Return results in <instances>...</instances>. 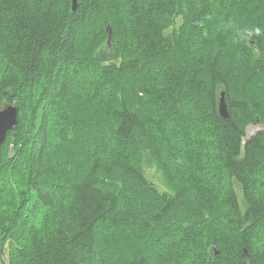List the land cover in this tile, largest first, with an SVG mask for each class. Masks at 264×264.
I'll use <instances>...</instances> for the list:
<instances>
[{
	"label": "trees",
	"instance_id": "trees-1",
	"mask_svg": "<svg viewBox=\"0 0 264 264\" xmlns=\"http://www.w3.org/2000/svg\"><path fill=\"white\" fill-rule=\"evenodd\" d=\"M5 104L0 264H264V0H0Z\"/></svg>",
	"mask_w": 264,
	"mask_h": 264
},
{
	"label": "water",
	"instance_id": "water-1",
	"mask_svg": "<svg viewBox=\"0 0 264 264\" xmlns=\"http://www.w3.org/2000/svg\"><path fill=\"white\" fill-rule=\"evenodd\" d=\"M72 9H75L76 7V0H71ZM107 44H110L111 39V28L107 27ZM218 112L223 118H228V111L227 106L224 99V92L220 93L219 96V102H218ZM18 114H17V107L13 104H5L0 109V145L4 141L6 137V133L8 130H10L12 127H14L17 123Z\"/></svg>",
	"mask_w": 264,
	"mask_h": 264
},
{
	"label": "rangeland",
	"instance_id": "rangeland-1",
	"mask_svg": "<svg viewBox=\"0 0 264 264\" xmlns=\"http://www.w3.org/2000/svg\"><path fill=\"white\" fill-rule=\"evenodd\" d=\"M112 37L113 34H111V42L114 43V41H112ZM112 43L108 44V47L110 48V50H112ZM107 44V42H106ZM118 44V43H117ZM113 52V51H112ZM262 128V126L260 124H255V125H250L247 127L246 129V135H245V139H247L248 137H250L251 135L256 134L257 132H259Z\"/></svg>",
	"mask_w": 264,
	"mask_h": 264
}]
</instances>
